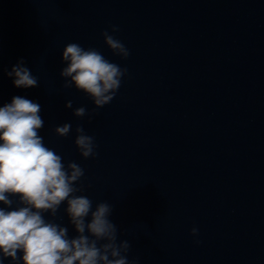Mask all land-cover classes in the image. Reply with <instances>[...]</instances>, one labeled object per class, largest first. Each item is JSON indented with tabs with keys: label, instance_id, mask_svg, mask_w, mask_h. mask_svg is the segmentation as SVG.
Wrapping results in <instances>:
<instances>
[{
	"label": "water",
	"instance_id": "water-1",
	"mask_svg": "<svg viewBox=\"0 0 264 264\" xmlns=\"http://www.w3.org/2000/svg\"><path fill=\"white\" fill-rule=\"evenodd\" d=\"M106 30L127 59L104 43ZM70 42L127 69L102 108L63 88ZM0 49V106L16 95L40 103L45 145L84 169L76 195L93 210L112 205L130 262L264 264V0H0ZM20 58L38 87L6 76ZM81 106L90 117L73 115ZM65 123L70 134L57 136ZM78 125L94 157L80 155ZM65 208L45 218L72 238Z\"/></svg>",
	"mask_w": 264,
	"mask_h": 264
},
{
	"label": "clouds",
	"instance_id": "clouds-1",
	"mask_svg": "<svg viewBox=\"0 0 264 264\" xmlns=\"http://www.w3.org/2000/svg\"><path fill=\"white\" fill-rule=\"evenodd\" d=\"M118 31V26H111L112 33ZM101 35L113 55L129 57V49L109 31ZM62 62L66 64L60 71L63 88L74 86L91 98L95 108L114 99L127 72L98 50L85 49L75 42L64 47ZM25 63L20 58L5 74L16 88H36L38 78ZM65 107L71 109L72 101L68 100ZM41 111L39 102L20 95L0 106V204L4 206L0 207V264L9 258L11 264H136L128 259L130 241H118L119 229L109 219L112 205L103 201L93 210L91 199L76 195L83 191L76 185L84 169L76 162L65 166L62 156L45 145L40 135L45 124ZM73 115L83 118L91 114L81 106ZM71 130L70 123L54 129L59 137H67ZM75 132L74 143L80 155L94 157V137L86 134L83 125H78ZM62 204H66L65 213L77 233L75 237H69L67 226L45 218V213L55 217ZM191 235H198L196 227Z\"/></svg>",
	"mask_w": 264,
	"mask_h": 264
}]
</instances>
